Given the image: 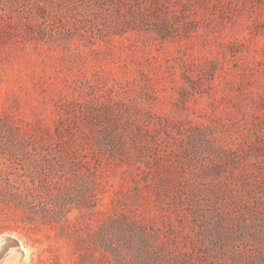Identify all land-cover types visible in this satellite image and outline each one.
<instances>
[{
  "label": "rangeland",
  "instance_id": "1",
  "mask_svg": "<svg viewBox=\"0 0 264 264\" xmlns=\"http://www.w3.org/2000/svg\"><path fill=\"white\" fill-rule=\"evenodd\" d=\"M0 114L49 144L53 194L89 195L82 147L163 262L264 264V0H0Z\"/></svg>",
  "mask_w": 264,
  "mask_h": 264
},
{
  "label": "trees",
  "instance_id": "2",
  "mask_svg": "<svg viewBox=\"0 0 264 264\" xmlns=\"http://www.w3.org/2000/svg\"><path fill=\"white\" fill-rule=\"evenodd\" d=\"M48 146L0 114V153L6 155L7 162L5 176L0 178V185L7 186V195L0 193V235L15 234L24 244L39 234L54 238L55 244L44 250L48 256H40L42 264H168L152 244L145 222L122 208L113 216L98 210L100 193L92 186L94 169L82 147L71 146L70 162L74 172L82 166L87 170L89 167V195L74 199L53 194L52 179L45 176L40 165L50 154H43ZM74 209L80 214L71 219ZM96 213L104 220L94 228L90 220ZM137 222L144 226H136ZM60 240L65 242L66 254L60 250Z\"/></svg>",
  "mask_w": 264,
  "mask_h": 264
},
{
  "label": "water",
  "instance_id": "3",
  "mask_svg": "<svg viewBox=\"0 0 264 264\" xmlns=\"http://www.w3.org/2000/svg\"><path fill=\"white\" fill-rule=\"evenodd\" d=\"M0 264H24L26 261V252L21 240L10 234L0 237ZM17 255L16 260H10Z\"/></svg>",
  "mask_w": 264,
  "mask_h": 264
}]
</instances>
